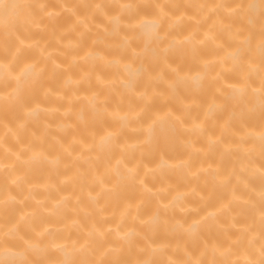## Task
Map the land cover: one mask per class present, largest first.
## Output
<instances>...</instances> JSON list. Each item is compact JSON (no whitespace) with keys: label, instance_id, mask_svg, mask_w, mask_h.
<instances>
[{"label":"bare ground","instance_id":"obj_1","mask_svg":"<svg viewBox=\"0 0 264 264\" xmlns=\"http://www.w3.org/2000/svg\"><path fill=\"white\" fill-rule=\"evenodd\" d=\"M0 264H264V0H0Z\"/></svg>","mask_w":264,"mask_h":264}]
</instances>
